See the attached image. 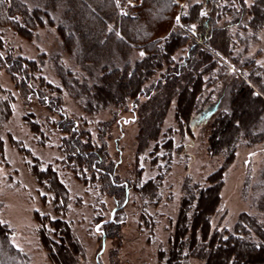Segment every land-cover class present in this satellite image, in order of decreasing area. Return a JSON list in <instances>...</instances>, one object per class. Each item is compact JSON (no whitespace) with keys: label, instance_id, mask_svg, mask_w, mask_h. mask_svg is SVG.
I'll use <instances>...</instances> for the list:
<instances>
[{"label":"rangeland","instance_id":"obj_1","mask_svg":"<svg viewBox=\"0 0 264 264\" xmlns=\"http://www.w3.org/2000/svg\"><path fill=\"white\" fill-rule=\"evenodd\" d=\"M239 1H223L222 7L232 14H226L220 26L231 23L235 14L240 12ZM21 2L30 9H45L44 0ZM142 2L128 0L122 5L121 12L136 8ZM244 2L251 7L258 0ZM201 3L203 0H175L174 33L184 30L182 18L188 15L192 6ZM63 12L64 9L49 11L53 22L37 27L31 38L3 26L0 35L5 50L1 55L6 58L11 53L15 58L38 64V78L44 80L42 90L48 100L60 99V107L67 117L64 121L74 122L79 130L88 133L97 147L106 145L118 183L130 187L128 198L115 200L109 191H103L99 177L93 181L87 172L88 185L78 181L63 166L61 146L67 135L55 126L61 121L60 116L38 99L25 98L6 68L0 67V98L11 97V115L0 124V222L13 231L12 243L29 264H54L39 236L41 222L46 217L61 219L70 225L73 238L82 251L78 256L79 264H166L186 184L207 188L208 178L225 166L228 154L212 155L209 137L216 118L230 110L232 85L235 81L247 79L245 81L253 92L261 93L255 80L264 73V26L253 31L248 27L249 17L229 29L232 61H221L220 67L206 77L199 110H196L199 112L192 117L190 131H182L178 126L177 99H173L160 125L159 137L139 152L140 128L132 100L127 98L124 107L101 105L99 101L91 110L87 108L91 101L89 95L78 86H100L104 67L82 64L76 56L81 48L75 55L65 50L58 32ZM109 28L113 30L115 25ZM75 33L81 45H85L80 29H75ZM187 50V45L180 48L173 56V62L179 63L187 56ZM118 51L113 52L112 63L121 69L127 64L133 68L144 57L134 49L124 60ZM166 70L162 72L166 73ZM162 72L147 81L144 87L149 89ZM118 82L128 85L125 78L116 74L112 76L110 86H103L112 99H116L114 91ZM146 99L142 97L140 102L144 103ZM32 122L40 125L41 135L32 131ZM258 130L264 134V123ZM234 149V159L224 171L221 202L211 218L212 232L232 233L243 215L255 219L264 229V138L254 145L240 139ZM35 163H39L42 170L47 167L56 170L68 192L66 210L61 207L60 211L56 210L54 194L39 186L31 171ZM149 181H156L159 186L154 198L141 192ZM119 208L122 209L119 211ZM98 220H116L120 224L117 237L106 239ZM68 255H71L70 250ZM183 257L184 264H206L205 259L191 255L187 246ZM242 259L246 261L244 257Z\"/></svg>","mask_w":264,"mask_h":264},{"label":"trees","instance_id":"obj_2","mask_svg":"<svg viewBox=\"0 0 264 264\" xmlns=\"http://www.w3.org/2000/svg\"><path fill=\"white\" fill-rule=\"evenodd\" d=\"M127 1L64 0L61 3V0H44L45 9H30L21 0H0V29L8 26L19 35L31 38L37 27L53 22L49 11L64 9L58 32L65 50L75 55L81 48L76 56L82 64L104 67L100 86H78L85 95H89L91 101L87 108L91 110L99 101L101 105L106 103L124 107L127 98L132 100L140 128L138 148L142 152L159 137L160 125L173 99H177L178 126L182 131H190L192 117L199 112L196 110H199L206 77L220 67L221 61H232L229 29L250 17L248 27L255 32L261 30L264 26V0H258L251 7L240 0V12L235 14L231 23L221 26L225 15L232 14L222 7L224 0H203L200 5L192 6L188 15L182 18L184 30L180 33L172 31L176 15L175 0H143L141 5L122 13V5ZM112 24L115 29L110 30ZM77 28L85 37L83 46L75 33ZM186 45L187 56L181 58L179 63L173 62V56ZM117 49L124 60L134 49L143 53L144 57L133 68L127 64L121 69L112 63L113 52H117ZM4 50L5 42L0 35V67L6 68L25 98L38 99L60 116L61 121L55 126L67 135L61 146L63 166L78 181L88 185L87 172L93 181L99 177L103 191H109L115 200L125 201L130 187L118 183L115 165L110 162L106 145L97 147L88 133L79 130L74 122L64 121L67 117L60 107V99L49 101L42 90L44 80L38 78L40 70L36 62L15 58L11 53L3 58L1 53ZM165 69L166 73L162 72ZM160 72L157 82L146 89L144 84ZM116 74L125 78L128 85L118 82L114 91L116 99H112L103 86H110V80ZM243 80L235 81L232 85L230 110L216 118L209 137V152L212 155L228 154L225 166L208 178L207 188L186 184L166 264L186 263L185 259L182 261L186 246L191 255L205 259L206 264H264V229L255 219L243 215L232 233L212 232L211 226V218L217 213L221 202L225 167L234 159L235 145L240 139L254 145L264 138V134L258 130L264 123V73L255 80L261 93L253 92L251 85L245 81L247 79ZM142 97L147 98L144 103L140 102ZM10 103L11 97L0 98V124L11 115ZM246 109L250 112H246ZM31 129L36 135L42 134L36 122H32ZM31 171L39 186L54 194L56 210L60 211V207L66 210L68 192L56 170L53 167L42 170L41 165L35 163ZM158 188L156 181H149L141 192L154 198ZM97 222L102 223L106 239L117 237L120 224L116 220ZM12 235L13 231L0 222V264H29L13 245ZM39 236L54 264H79L78 256L82 251L66 221L46 217L41 222ZM68 250L71 251L70 256ZM161 257L164 258V254L161 253Z\"/></svg>","mask_w":264,"mask_h":264}]
</instances>
